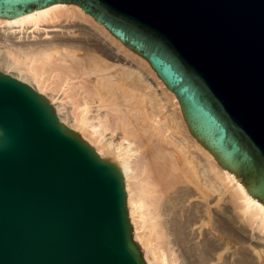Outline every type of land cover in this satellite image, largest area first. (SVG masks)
I'll return each mask as SVG.
<instances>
[{
  "label": "water",
  "instance_id": "water-1",
  "mask_svg": "<svg viewBox=\"0 0 264 264\" xmlns=\"http://www.w3.org/2000/svg\"><path fill=\"white\" fill-rule=\"evenodd\" d=\"M60 3L147 60L190 134L264 205V0H0V18ZM133 233L119 163L0 69V264H147Z\"/></svg>",
  "mask_w": 264,
  "mask_h": 264
},
{
  "label": "bare ground",
  "instance_id": "bare-ground-1",
  "mask_svg": "<svg viewBox=\"0 0 264 264\" xmlns=\"http://www.w3.org/2000/svg\"><path fill=\"white\" fill-rule=\"evenodd\" d=\"M0 69L119 163L147 264H264V205L190 134L147 60L79 5L0 18Z\"/></svg>",
  "mask_w": 264,
  "mask_h": 264
},
{
  "label": "rangeland",
  "instance_id": "rangeland-1",
  "mask_svg": "<svg viewBox=\"0 0 264 264\" xmlns=\"http://www.w3.org/2000/svg\"><path fill=\"white\" fill-rule=\"evenodd\" d=\"M91 144V143H90Z\"/></svg>",
  "mask_w": 264,
  "mask_h": 264
}]
</instances>
